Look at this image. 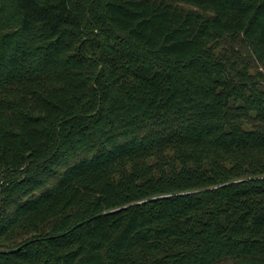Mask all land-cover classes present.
Masks as SVG:
<instances>
[{"label":"trees","instance_id":"16d2710c","mask_svg":"<svg viewBox=\"0 0 264 264\" xmlns=\"http://www.w3.org/2000/svg\"><path fill=\"white\" fill-rule=\"evenodd\" d=\"M0 264H264V0H0Z\"/></svg>","mask_w":264,"mask_h":264}]
</instances>
